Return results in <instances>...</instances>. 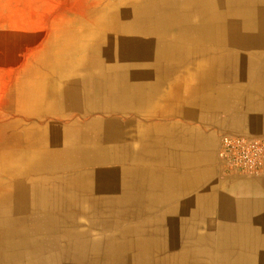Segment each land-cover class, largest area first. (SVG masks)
Listing matches in <instances>:
<instances>
[{
  "label": "crops",
  "instance_id": "obj_1",
  "mask_svg": "<svg viewBox=\"0 0 264 264\" xmlns=\"http://www.w3.org/2000/svg\"><path fill=\"white\" fill-rule=\"evenodd\" d=\"M104 6L99 26L73 29L65 73L37 87L57 104L38 126L53 156L15 179L32 181L18 193L39 221L0 252L264 264V172L219 155L224 134L264 136V0Z\"/></svg>",
  "mask_w": 264,
  "mask_h": 264
},
{
  "label": "bare ground",
  "instance_id": "obj_2",
  "mask_svg": "<svg viewBox=\"0 0 264 264\" xmlns=\"http://www.w3.org/2000/svg\"><path fill=\"white\" fill-rule=\"evenodd\" d=\"M144 11H146V9ZM69 23L71 22H64L54 35L49 36L48 40L51 41L52 47L50 49L47 47L42 48L41 52L36 55L27 71L21 76L20 79L23 81L17 82L16 86L12 89L11 101H8L6 104L7 110L13 112L8 113L6 123L0 125V174L10 175L13 179L0 178V251L1 249L16 247L17 238V241H20V238L23 237L21 236L22 234L16 232L17 225L19 226V224L33 219L38 220L35 215L24 214L25 211L23 212L21 209V207L29 208L34 204L33 194L29 192H23V194L18 193V190L22 188L27 189L32 186L30 184L32 181H26L25 179L24 181L26 182L23 184L20 183V180L15 178L26 171H30L34 166L33 164L36 162L42 161L48 156H53V152L39 143L42 139H50V129L46 128L40 130L37 124L47 126L50 123V119L39 120L38 118L42 115L52 113V111L57 108V104L48 103L49 98L46 97L47 93H39L37 87L38 85L46 87V80L48 77L56 74L62 76V74L65 73L66 59L70 58L69 53L72 51L71 48L75 43V40H70V38L76 34L72 31L73 29H80V27H71L72 24L68 25ZM38 78H42L44 81L38 83ZM24 123L31 125L25 127L21 126ZM45 167L47 170L48 165ZM46 215L47 214L44 216L46 217ZM17 254L18 252H16V250L6 256L0 252V264H122L115 261L116 259H84L79 257V259H75L73 263L71 259H63L61 257L36 259L22 257ZM138 260H136V262ZM157 261L159 260H156V264H158ZM142 264H144L143 259ZM159 264H166V260H163L161 263L159 262ZM176 264H193V261L178 259Z\"/></svg>",
  "mask_w": 264,
  "mask_h": 264
},
{
  "label": "rangeland",
  "instance_id": "obj_3",
  "mask_svg": "<svg viewBox=\"0 0 264 264\" xmlns=\"http://www.w3.org/2000/svg\"><path fill=\"white\" fill-rule=\"evenodd\" d=\"M121 1L0 0V125L6 123L8 113L13 112L6 108L7 102L11 101L12 89L17 82L23 81L20 79L21 76L27 71L41 49L52 47L51 41L48 40L49 36L54 35L64 22H71L68 24H72L71 27L83 29L99 26L90 25L91 22L100 20L95 18L94 14L100 12L106 4H117ZM86 53L89 54L88 51ZM38 119L49 118L41 116ZM63 120L64 117L59 118V121ZM29 125L31 124L24 123L21 126ZM35 175L40 176V174ZM1 177L6 178L5 174H0ZM115 261L121 263L123 260L116 259ZM143 261L144 264H156V260L143 259ZM71 262L74 263L75 260ZM136 264H142V260H138Z\"/></svg>",
  "mask_w": 264,
  "mask_h": 264
},
{
  "label": "built area",
  "instance_id": "obj_4",
  "mask_svg": "<svg viewBox=\"0 0 264 264\" xmlns=\"http://www.w3.org/2000/svg\"><path fill=\"white\" fill-rule=\"evenodd\" d=\"M219 155L241 176L257 178L264 172V136L224 134Z\"/></svg>",
  "mask_w": 264,
  "mask_h": 264
}]
</instances>
